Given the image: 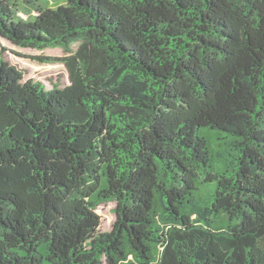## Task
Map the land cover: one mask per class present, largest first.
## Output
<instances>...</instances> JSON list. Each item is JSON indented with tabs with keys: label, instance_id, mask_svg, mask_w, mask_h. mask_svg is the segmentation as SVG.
Instances as JSON below:
<instances>
[{
	"label": "trees",
	"instance_id": "1",
	"mask_svg": "<svg viewBox=\"0 0 264 264\" xmlns=\"http://www.w3.org/2000/svg\"><path fill=\"white\" fill-rule=\"evenodd\" d=\"M55 1L0 0L70 79L0 40V264H264V0Z\"/></svg>",
	"mask_w": 264,
	"mask_h": 264
},
{
	"label": "rangeland",
	"instance_id": "2",
	"mask_svg": "<svg viewBox=\"0 0 264 264\" xmlns=\"http://www.w3.org/2000/svg\"><path fill=\"white\" fill-rule=\"evenodd\" d=\"M39 4L28 3L27 0H16L17 15L23 19L35 18L39 11L47 7H57L59 2L55 0H39ZM64 4V3H62ZM2 45L7 49L3 58L15 65L23 73V81L34 79L44 83L47 90L53 87L62 88L70 83L69 72L64 62L60 59L65 55L59 46L46 48L22 47L13 44L8 39L0 38ZM79 43H74L76 49ZM44 57V58H43ZM115 201H107L97 206L96 211L101 217L99 231H108L116 221Z\"/></svg>",
	"mask_w": 264,
	"mask_h": 264
}]
</instances>
